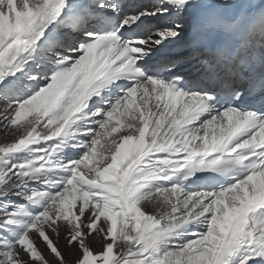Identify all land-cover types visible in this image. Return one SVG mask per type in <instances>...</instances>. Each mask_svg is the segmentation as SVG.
Masks as SVG:
<instances>
[{"label": "snow or ice", "instance_id": "obj_1", "mask_svg": "<svg viewBox=\"0 0 264 264\" xmlns=\"http://www.w3.org/2000/svg\"><path fill=\"white\" fill-rule=\"evenodd\" d=\"M0 134V264H264V0H0Z\"/></svg>", "mask_w": 264, "mask_h": 264}, {"label": "bare ground", "instance_id": "obj_2", "mask_svg": "<svg viewBox=\"0 0 264 264\" xmlns=\"http://www.w3.org/2000/svg\"><path fill=\"white\" fill-rule=\"evenodd\" d=\"M256 2L258 3L259 2V0H256ZM11 136L9 135V136H4V135H0V142H10L13 138L11 137ZM10 138V139H9ZM45 254H47V253H45Z\"/></svg>", "mask_w": 264, "mask_h": 264}, {"label": "rangeland", "instance_id": "obj_3", "mask_svg": "<svg viewBox=\"0 0 264 264\" xmlns=\"http://www.w3.org/2000/svg\"><path fill=\"white\" fill-rule=\"evenodd\" d=\"M0 135H1V134H0ZM10 138H11V137H10ZM10 138H9V139H10Z\"/></svg>", "mask_w": 264, "mask_h": 264}]
</instances>
